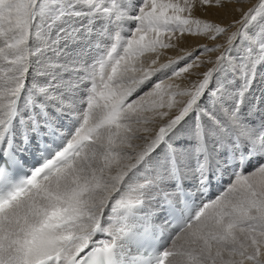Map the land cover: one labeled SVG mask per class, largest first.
<instances>
[{
	"label": "snow or ice",
	"instance_id": "obj_1",
	"mask_svg": "<svg viewBox=\"0 0 264 264\" xmlns=\"http://www.w3.org/2000/svg\"><path fill=\"white\" fill-rule=\"evenodd\" d=\"M0 264H264V0H0Z\"/></svg>",
	"mask_w": 264,
	"mask_h": 264
},
{
	"label": "bare ground",
	"instance_id": "obj_2",
	"mask_svg": "<svg viewBox=\"0 0 264 264\" xmlns=\"http://www.w3.org/2000/svg\"><path fill=\"white\" fill-rule=\"evenodd\" d=\"M197 14H198V15H203V13H197ZM194 44H195V41H194L193 39L189 38V40H188V45H186V46L194 45ZM69 50L71 51L72 48L70 47ZM169 55H175V53L169 52ZM165 59H167V57H163V58H162V60H165ZM146 88H147V87H145V88H143V89H146ZM259 88H260V84H259V82H258L257 85H256L255 90L258 91ZM143 89H142V90H143ZM142 90H141V91H142ZM146 91H148V88H147L145 91H143V92H146ZM137 96H138V95H137ZM224 177L226 178L227 175H225ZM223 179H224V178H223ZM216 190H217L216 187L214 186V184H212V186H211V188H210V192H215ZM218 190H219V191H217V194H219V192L221 191V189L218 188ZM217 194H215V195H217ZM215 195L213 196V198L215 197ZM153 208H156V207L153 206Z\"/></svg>",
	"mask_w": 264,
	"mask_h": 264
},
{
	"label": "rangeland",
	"instance_id": "obj_3",
	"mask_svg": "<svg viewBox=\"0 0 264 264\" xmlns=\"http://www.w3.org/2000/svg\"><path fill=\"white\" fill-rule=\"evenodd\" d=\"M147 89V88H146ZM146 89H143L141 92H138L136 94H134L130 99H136L139 95L142 94L143 91H145ZM138 95V96H137ZM228 178V177H227ZM224 177V181H226V183L228 182V179Z\"/></svg>",
	"mask_w": 264,
	"mask_h": 264
}]
</instances>
